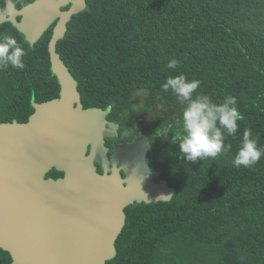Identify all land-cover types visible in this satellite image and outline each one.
I'll return each instance as SVG.
<instances>
[{
  "label": "trees",
  "instance_id": "16d2710c",
  "mask_svg": "<svg viewBox=\"0 0 264 264\" xmlns=\"http://www.w3.org/2000/svg\"><path fill=\"white\" fill-rule=\"evenodd\" d=\"M35 1L12 0L17 9ZM0 6L5 8L4 0ZM56 23L35 43L11 22L0 23V34L13 36L26 51L23 70H0V123H25L34 102L60 97L49 53ZM57 52L77 82L83 107L109 110L106 119L122 127V141L145 134L153 169L160 167L174 189L169 201L125 209L116 255L108 263L264 264V157L250 168L232 165L245 129L264 147V0H86ZM171 58L180 61L174 70L166 67ZM178 75L199 80L197 91L214 102L237 99L244 119L235 137L225 135L230 152L193 163L172 143L181 133L177 121L184 105L161 86ZM142 90L145 103L136 108L134 96ZM159 104L172 114H150ZM149 114L143 128L126 132ZM169 125L172 133L161 137ZM63 175L53 169L46 178ZM0 264H13L1 248Z\"/></svg>",
  "mask_w": 264,
  "mask_h": 264
},
{
  "label": "water",
  "instance_id": "95a60500",
  "mask_svg": "<svg viewBox=\"0 0 264 264\" xmlns=\"http://www.w3.org/2000/svg\"><path fill=\"white\" fill-rule=\"evenodd\" d=\"M4 1L0 23L11 22L30 43L57 21L49 53L61 91L57 99L34 102L27 122L0 123V248L13 264H109L125 209L169 201L174 189L151 170L153 151L145 136L115 141L109 156L105 140H116L118 126L107 121L109 110L83 107L77 82L57 52L86 0H38L22 9ZM53 169L63 177L46 178Z\"/></svg>",
  "mask_w": 264,
  "mask_h": 264
},
{
  "label": "clouds",
  "instance_id": "9594fccd",
  "mask_svg": "<svg viewBox=\"0 0 264 264\" xmlns=\"http://www.w3.org/2000/svg\"><path fill=\"white\" fill-rule=\"evenodd\" d=\"M25 7L30 8L32 5ZM25 56V49L13 36L0 34V70L9 67L23 70L26 67ZM179 65L178 59L171 58L166 67L174 70ZM200 84L199 80L189 81L184 75H178L167 77L161 86L165 92L170 90L177 102L184 105L182 120L177 121V124L181 125V133L179 137L174 133L172 143L179 144L183 158L193 163L205 158L214 159L230 152L232 145L225 144V135L235 137L239 128L238 122L244 119L234 96H226L220 103L214 102L210 95L197 91ZM161 128L157 130L156 135ZM171 128L169 125L164 129L161 137L166 138ZM262 157L264 147L258 146V140L253 138L251 129H245L232 165L236 168H250Z\"/></svg>",
  "mask_w": 264,
  "mask_h": 264
},
{
  "label": "rangeland",
  "instance_id": "374dc122",
  "mask_svg": "<svg viewBox=\"0 0 264 264\" xmlns=\"http://www.w3.org/2000/svg\"><path fill=\"white\" fill-rule=\"evenodd\" d=\"M146 96H147V93L144 90L137 92L134 96V106L136 108L143 106L145 103ZM151 113L157 116H160V117H165V116H169L170 114H172L170 111L165 109L163 105L161 104H159L157 107L152 109L150 114ZM150 114L146 116L143 121H138V120L132 121V124L130 128L127 130V133L131 134L134 132L135 129L143 128L147 123L150 122V118H149Z\"/></svg>",
  "mask_w": 264,
  "mask_h": 264
},
{
  "label": "flooded vegetation",
  "instance_id": "af4514ba",
  "mask_svg": "<svg viewBox=\"0 0 264 264\" xmlns=\"http://www.w3.org/2000/svg\"><path fill=\"white\" fill-rule=\"evenodd\" d=\"M0 8L2 9V7L0 6ZM2 10H5V8L4 9H2ZM109 122V121H108ZM117 124V123H116ZM117 126H118V128H117V138H116V140H114V139H106L105 140V146L109 149V156L111 155V152L114 150V147H113V143L116 141L118 144H122V143H131V142H133V141H130V142H127V141H122L121 140V134L123 133V130H122V127L119 125V124H117ZM128 130V129H127ZM127 130H126V132H127ZM139 136H141V135H139ZM143 136H145L147 139H148V137L145 135V134H143ZM138 137V136H137ZM137 137H135V138H137ZM134 138V139H135ZM133 139V140H134ZM149 141V140H148ZM150 143V142H149ZM150 146H151V144H150ZM152 148V147H151ZM153 151V150H152ZM154 161V153H153V158H152V160L149 162V166H150V168H151V170L153 171V172H161V170H160V167H158L157 169H153V167H152V165L151 164H153L152 162ZM154 164H156V163H154ZM99 166V164L97 163L96 164V167H97V169H98V171H99V173H102V170L100 171V168L98 167ZM153 166H155V165H153ZM101 169H102V167H101ZM122 177L124 178L125 177V175L122 173ZM160 180H162V181H165L163 178H162V174L160 175ZM159 180V181H160Z\"/></svg>",
  "mask_w": 264,
  "mask_h": 264
}]
</instances>
